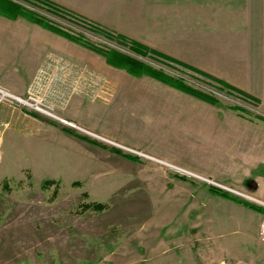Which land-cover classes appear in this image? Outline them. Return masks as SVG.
<instances>
[{
    "label": "rangeland",
    "instance_id": "1",
    "mask_svg": "<svg viewBox=\"0 0 264 264\" xmlns=\"http://www.w3.org/2000/svg\"><path fill=\"white\" fill-rule=\"evenodd\" d=\"M13 1L264 123V100L252 95L264 94V0ZM116 34L207 76L150 51L138 54ZM64 42L71 74H36L22 94L0 83L25 101L0 94V264H264V214L209 191L264 208L240 171L206 163L200 171L190 157L163 162L62 119L66 105L78 122L114 126L113 97L136 94V85L115 82L122 72L102 55ZM44 181L55 183L43 189ZM90 202L106 207H82Z\"/></svg>",
    "mask_w": 264,
    "mask_h": 264
},
{
    "label": "crops",
    "instance_id": "2",
    "mask_svg": "<svg viewBox=\"0 0 264 264\" xmlns=\"http://www.w3.org/2000/svg\"><path fill=\"white\" fill-rule=\"evenodd\" d=\"M64 39L25 18L0 15V83L22 94L36 74H71V61L65 56V48L71 50V46ZM14 59L17 62L13 65ZM115 69L122 72L115 82L136 85V94L113 97L114 107L120 113L114 118L117 124L99 130L91 122L85 124L81 119L78 122L66 105L62 119L163 162L180 163L184 157H190L192 164L196 162L193 167L200 171H205V163L208 169L224 167L235 173L240 171V177L250 181L257 195L264 199L261 120L224 110L149 76L135 77L123 69ZM252 95L264 100V94ZM160 129L168 132L160 137L157 135Z\"/></svg>",
    "mask_w": 264,
    "mask_h": 264
},
{
    "label": "trees",
    "instance_id": "3",
    "mask_svg": "<svg viewBox=\"0 0 264 264\" xmlns=\"http://www.w3.org/2000/svg\"><path fill=\"white\" fill-rule=\"evenodd\" d=\"M42 2L46 3L47 0H41ZM47 3L49 4H53L54 3L47 1ZM0 15L7 17L9 19H16L17 17H22L27 19L28 21L35 23L37 25H39L40 27L47 29L48 31L55 33L59 36H62L63 38L78 44L82 47L88 48L100 55H102L105 59V62L114 68H118V69H123L125 70L128 74L135 76V77H141V76H149L161 83H164L172 88H175L181 92H184L186 94H189L197 99H200L202 101H205L209 104L212 105H217L218 104V100L213 97L210 94H206L201 90L195 89L193 87H191L189 84H187L186 82H184L182 79L177 78V77H173L171 75L166 74L165 72H163L162 70L159 69H155L147 64H144L143 62L136 60L135 58L126 55L124 53H121L117 50H113V49H109L107 51L105 50H101L99 48L94 47L92 44L88 43L87 41H84L80 38L74 37L72 35H70L68 32L64 31L61 28H58L56 26H54L53 24L49 23L47 20L41 18L40 16L36 15L35 13L25 9L22 5L14 2L13 0H0ZM116 37L120 40L125 41L126 44L129 45V47L135 51L138 54H146L147 51H150L154 54H159L171 61L177 62L179 64L185 65L186 67H189L190 69H193L195 71H198L201 74H204L207 76V74L200 72L199 70L187 66L186 64H184L183 62H180L168 55L162 54L157 52L156 50H153L149 47H147L145 44L140 43L136 40H132V39H127L126 36L122 35V34H116ZM221 85L232 88L237 90L236 88L232 87L231 85H229L228 83L216 79ZM239 91V90H237ZM245 95V94H244ZM232 108V107H230ZM233 109H237V107H234ZM184 178V177H183ZM55 182L53 181H44L41 184V187L43 189H48V187L52 184H54ZM77 184V183H75ZM209 191H211L214 194H218L221 197H224L226 199L235 201V202H239L247 207H249L250 209L257 211L259 213L264 214V208L250 204L248 202L239 200L237 198H235L234 196H232L231 194L222 191L216 187L213 186H209ZM54 193V191H53ZM82 207L84 209H92L94 211H102L103 209H105L106 205L99 203V202H90V203H86L83 204Z\"/></svg>",
    "mask_w": 264,
    "mask_h": 264
},
{
    "label": "built area",
    "instance_id": "4",
    "mask_svg": "<svg viewBox=\"0 0 264 264\" xmlns=\"http://www.w3.org/2000/svg\"><path fill=\"white\" fill-rule=\"evenodd\" d=\"M3 90L4 89H1L0 88V94H1V96L2 97H12V98H16L14 95H12V94H3ZM17 100H19V101H21V102H25V101H23L22 99H20V98H16ZM129 150H131L130 148H128ZM127 149V150H128ZM133 151V150H132ZM133 152H135V151H133ZM135 153H138V152H135ZM174 168V167H173ZM176 169V168H175ZM177 170L178 171H180L182 174H188V175H191V176H194L193 174H192V172H190V171H188V170H186V169H184V168H180V167H178L177 168ZM195 177H196V175H195ZM206 179V178H205ZM205 181H207V182H209V183H213V184H217V183H215V182H212L211 180H209V179H206Z\"/></svg>",
    "mask_w": 264,
    "mask_h": 264
},
{
    "label": "bare ground",
    "instance_id": "5",
    "mask_svg": "<svg viewBox=\"0 0 264 264\" xmlns=\"http://www.w3.org/2000/svg\"><path fill=\"white\" fill-rule=\"evenodd\" d=\"M3 94H5V93L3 92Z\"/></svg>",
    "mask_w": 264,
    "mask_h": 264
}]
</instances>
